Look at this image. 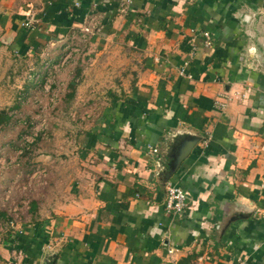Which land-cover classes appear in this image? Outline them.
I'll list each match as a JSON object with an SVG mask.
<instances>
[{
    "label": "crops",
    "instance_id": "1",
    "mask_svg": "<svg viewBox=\"0 0 264 264\" xmlns=\"http://www.w3.org/2000/svg\"><path fill=\"white\" fill-rule=\"evenodd\" d=\"M1 33L21 56L80 34L103 98L0 189V264H264V0H0Z\"/></svg>",
    "mask_w": 264,
    "mask_h": 264
},
{
    "label": "rangeland",
    "instance_id": "2",
    "mask_svg": "<svg viewBox=\"0 0 264 264\" xmlns=\"http://www.w3.org/2000/svg\"><path fill=\"white\" fill-rule=\"evenodd\" d=\"M23 27L33 39L36 30L34 21L25 20ZM4 35L1 33L0 39H5ZM73 41L77 52L72 56L71 43H66L60 51L50 44L36 51L27 48L23 56L14 55L0 45V111L5 110L11 117L9 124L0 126V189L3 191L11 185L22 190L27 187L30 181L28 175L36 167H43L35 161V157L51 150L60 152L57 145L74 130V120L79 119L80 110L103 98L90 97L88 91L93 84L89 85V80L85 81L83 76L89 67L88 58L95 54V49L91 52L86 49L88 53H85L84 38L80 34ZM58 55L62 57L60 64L53 63ZM63 60L66 63H62ZM60 66L63 68L59 69ZM73 79L77 85L75 93L77 91L79 95L78 110L67 109L73 100L68 96L74 93L69 87ZM54 83L56 87H53ZM0 193L4 201V193Z\"/></svg>",
    "mask_w": 264,
    "mask_h": 264
},
{
    "label": "built area",
    "instance_id": "3",
    "mask_svg": "<svg viewBox=\"0 0 264 264\" xmlns=\"http://www.w3.org/2000/svg\"><path fill=\"white\" fill-rule=\"evenodd\" d=\"M88 31V29H86ZM204 37L209 44V35L204 33ZM219 106L224 107V103H219ZM29 142V139H28ZM45 175V170L40 167H36L31 174L28 175L31 180H40ZM187 193L179 186L168 183L165 186V202L164 210L172 215H182L186 207ZM10 226H13V221L9 222ZM236 264H246L244 260L239 259Z\"/></svg>",
    "mask_w": 264,
    "mask_h": 264
},
{
    "label": "trees",
    "instance_id": "4",
    "mask_svg": "<svg viewBox=\"0 0 264 264\" xmlns=\"http://www.w3.org/2000/svg\"><path fill=\"white\" fill-rule=\"evenodd\" d=\"M76 86L75 79L70 82L69 87L71 88L72 92H74V88ZM70 99L73 97V94L68 95ZM11 117L7 115L6 111H0V126L5 127L7 124L10 123Z\"/></svg>",
    "mask_w": 264,
    "mask_h": 264
}]
</instances>
